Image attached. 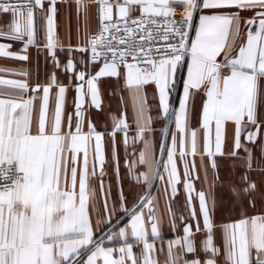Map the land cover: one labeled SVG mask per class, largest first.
Returning <instances> with one entry per match:
<instances>
[{"label":"snow or ice","instance_id":"1","mask_svg":"<svg viewBox=\"0 0 264 264\" xmlns=\"http://www.w3.org/2000/svg\"><path fill=\"white\" fill-rule=\"evenodd\" d=\"M58 2L63 0H47L45 9V0H0V17L10 16L9 20L0 21V39L23 43L22 53L10 51L11 43H0V57L20 61L29 59L27 50L36 45L35 18L39 12L42 21L46 22L41 24L46 37L43 45L47 49L45 61L51 57V63L57 69L63 67L66 73H73L76 81L72 85V76H69V85H64L53 72L47 85L36 82L30 86L26 79L27 71L0 69L25 77L23 80L0 78V85L11 86L17 93L14 99L0 96V264H218L221 248L214 243L216 226L203 191L198 193L203 230L199 221L195 232L191 225L185 224L183 236L168 242L163 262L154 255L155 240L160 238V231L150 193L141 196L133 208L124 209L130 219L117 232L109 228L99 240L94 239L88 207L95 189L89 190L88 177L96 176L98 165L100 176L104 175L105 133L98 131L91 119L88 131L84 132V107L86 98H89L88 107L101 109L98 85L102 78H123L136 120L137 134L133 142L139 140L143 144L138 161L128 167L132 171L136 163L147 165L148 171L136 174L135 178L138 183L143 181L150 185L153 180L164 177L159 174L152 142L146 135L153 128L151 116L146 115L144 88L149 84L155 85L159 93V108L164 117H169L170 88L176 82L179 69L186 67L183 99L174 115L175 127L181 133L179 157L184 168L183 187L191 193L195 162L194 159L189 161L188 157L194 158L198 154L195 130L190 133V145L187 141V107L191 97L201 89L206 96L202 105L204 153L201 159L207 155L213 169L217 164L211 158L224 155L228 122L235 125L234 147L237 150L243 147L240 140L242 131L254 128L247 131L246 139L255 142L264 124L258 120V106L264 97V0H95L99 32L90 36L86 45H69L68 59L63 66L56 54L58 47L61 52L65 51L56 37ZM75 2L79 17L83 0ZM177 4L183 8L179 20L174 18ZM137 11L139 16L133 17L132 13ZM243 11L253 12L250 18L243 19L247 28L246 42L241 38L240 13ZM194 14H198L199 24L194 28L192 38ZM156 18H163V24ZM253 25H258L255 31L252 30ZM37 50L40 51L39 48ZM89 50L90 59L81 60L84 67L77 70L72 53ZM221 53H224V58L218 61ZM101 62L102 66L93 70V66ZM69 86L76 93L74 130L71 113L67 119V130L62 125ZM53 88L57 89L56 103L49 124V98ZM41 92L36 130L33 132L34 101ZM112 120L113 130L108 135L113 145L116 133L124 132V144L127 146L129 125L126 114L119 119L112 116ZM213 125L214 152L211 147ZM160 150L166 152L167 162L163 169L175 194L176 185L180 183L175 136H172L170 147L161 146ZM244 151L247 153V167L252 169V152L246 147ZM231 155L235 156L236 152ZM118 167L117 162V173ZM242 179L246 181L243 189L232 188L237 200H240L241 193L251 197L257 190L255 182L248 181L247 176ZM100 187H103L102 180ZM121 200H124L122 193ZM248 203L255 207L253 199ZM145 207L148 209L147 221L143 214ZM192 218H196L195 210ZM112 223L110 219L106 221L108 225ZM201 231L204 237L200 242V250L205 254L203 260L197 255L195 240ZM221 231L224 264H264V214L249 216L242 213L238 220L222 225ZM105 239L118 240L120 246H105ZM141 244L139 254L134 253V245ZM159 251L163 253V247ZM82 253H87L86 260L82 259ZM188 254H192L191 259L186 258Z\"/></svg>","mask_w":264,"mask_h":264},{"label":"crops","instance_id":"2","mask_svg":"<svg viewBox=\"0 0 264 264\" xmlns=\"http://www.w3.org/2000/svg\"><path fill=\"white\" fill-rule=\"evenodd\" d=\"M86 6V11L84 10ZM45 9L48 7L47 0H45ZM97 4L95 0H83L82 10L78 17L77 5L75 0H63L57 3V17H56V37L60 45L65 48L61 52L59 47L57 49V57L63 66L68 59L67 48L69 45L73 47L86 45L88 39L99 28ZM183 8L179 4L176 5V13L182 14ZM139 14L134 12L132 15ZM241 21V38L246 42L247 28L243 23V19L250 18L253 15L252 11H243L240 13ZM115 17V10H114ZM196 26L199 24L198 14H195ZM10 16L0 17V21L9 20ZM37 33L36 45L30 46L27 50L29 59L27 61H20L12 58L0 57V69H13L27 71V81L30 86L36 82L43 85L49 83V77L53 72H56L57 79L64 85H69V76H72V85L76 83L73 73H66L63 67L57 69L51 63V57L45 61L47 49L43 47L46 42L45 29L41 24L46 23L42 21L39 12L35 18ZM195 26V27H196ZM258 25H253L252 30L255 31ZM194 38V37H193ZM241 41H237L240 43ZM0 43H11L10 51L22 53L23 43L12 42L0 39ZM40 49L38 51L37 49ZM72 57L74 63L77 65V70L83 69L81 60L88 61L90 59V52H73ZM224 53L217 58L223 60ZM102 63L93 66V70H98ZM187 77L186 67H181L176 76L174 86L170 88L169 92V110L170 116L164 117L159 108V93L154 84L146 85L144 94L146 95L147 112L146 115L151 116V127L153 131L146 133L147 137L152 142L154 160L159 164V174L164 179L153 180L150 185L143 181L137 182L135 176L140 172L148 171L147 165L135 164L132 171L129 170L128 165L132 162L138 161L139 153L142 150L143 144L136 140V120L133 111L132 99L129 90L124 86L123 78H102L99 83L101 95V109L98 111L94 107H88V100L84 107V132L88 131L89 119L94 123L98 131L105 133L104 136V155L105 163L103 165L104 175L100 176L99 165L96 168V176L89 175L88 186L89 190L95 189V195L89 201V215L94 233V239L99 240L111 228V231L117 232L119 227L124 226L130 219L129 214L124 209H131L138 203L141 196L150 193L152 204L154 207V215L159 221L160 238L155 240L156 252L154 255L158 260L163 262L167 255L168 242L174 241L183 236V228L185 224L192 226L193 232L196 231V225L199 221L200 228L203 230V219L200 213L198 193L203 191L206 195V201L210 210L214 228V243L221 248V255L217 257L218 264H224L223 260V240L221 226L241 218V214L257 215L264 214V124L261 126V131L257 135L255 142H250L246 139L248 130H255L254 128L245 129L241 133V144L243 147L235 149V125L228 122L225 126L224 136V155H216L211 159L216 161L217 167L213 169L210 165V158L207 155L201 159V154L204 153V129L202 127V105L206 96L203 94V89L195 94L188 101L187 107V128L186 132L188 144L190 145V133L192 130L197 132V149L198 154L193 158L188 157L189 161L194 159L195 170L192 173L193 190L189 193L184 187V168L183 161L179 157L181 133L175 127V112L179 111V104L183 99V83ZM0 78L9 80H23L25 77L13 75L7 71H0ZM57 89L53 88L49 98L48 121L52 120V115L55 109ZM27 95V94H26ZM42 92L37 94L38 98L34 101L33 111V132L36 130V121L38 119L39 108L41 100L39 96ZM0 96L6 99H14L17 97L16 90L8 85H0ZM76 93L72 86H69L65 95L64 112L62 125L64 130H67V119L69 114H72L73 130L76 122L74 101ZM126 114V121L129 125L127 130L128 144H124V132H117L115 135V144L113 145L112 138L108 135L113 130L112 116L122 118ZM258 120L264 121V97L258 106ZM106 129V131H105ZM167 129V133H165ZM175 136L177 156L176 163L180 175V183L176 185V192L173 194L172 187L167 183V173L163 169V164L167 162L166 152H161V146L165 148L171 146L172 136ZM211 147L215 151V127H212L211 133ZM248 148L252 152V169L247 167V153L244 148ZM236 152L235 156L231 153ZM118 162V173H117ZM69 169L71 163L69 162ZM156 167V164H153ZM205 170L207 175H205ZM92 171V155L89 156V172ZM247 176L248 181L255 182L257 190L251 194V197L244 196L241 193L240 200L232 193V188L243 189L246 186V181L242 177ZM198 177V178H197ZM218 177V178H217ZM103 182V187H100V181ZM79 191V169L77 177V189ZM121 193L124 200H121ZM189 196L191 201L189 202ZM249 199H253L255 207L249 206ZM195 210L196 218H192V211ZM143 214L147 221L148 209L144 208ZM118 218V219H117ZM111 220L114 224L112 226L106 224V221ZM99 221V223H98ZM173 222L176 227L173 228ZM150 233V225H148ZM203 231L197 233L195 236L197 255L203 260L205 254L201 251L200 242L203 239ZM151 242V241H150ZM105 246L119 247L118 240L108 241L105 239ZM163 247L164 252L161 253L159 249ZM142 249L141 245H134L133 251L139 254ZM178 251V249H174ZM187 259L192 258V254L186 256ZM82 259H87V253H82Z\"/></svg>","mask_w":264,"mask_h":264},{"label":"built area","instance_id":"3","mask_svg":"<svg viewBox=\"0 0 264 264\" xmlns=\"http://www.w3.org/2000/svg\"><path fill=\"white\" fill-rule=\"evenodd\" d=\"M137 16H139V14H135V15H133V17H137ZM176 20H179V19H181V15L180 14H175V17H174ZM114 19H115V17H114ZM157 19V21H158V23H161V24H163V18H156ZM195 26H196V18H195V14H194V19H193V31L192 32H190V37H194V28H195ZM98 32H99V28L95 31V32H93V34L92 35H96V34H98ZM160 43H163L162 41H160ZM89 52H90V57H91V51L89 50ZM110 55V54H109ZM187 59V58H186ZM129 61L131 62V60H130V58H129ZM102 63V62H101Z\"/></svg>","mask_w":264,"mask_h":264},{"label":"trees","instance_id":"4","mask_svg":"<svg viewBox=\"0 0 264 264\" xmlns=\"http://www.w3.org/2000/svg\"><path fill=\"white\" fill-rule=\"evenodd\" d=\"M117 221H119V220H117ZM117 221H116L115 223H117ZM115 223H114V224H112V226H113V225H115Z\"/></svg>","mask_w":264,"mask_h":264}]
</instances>
